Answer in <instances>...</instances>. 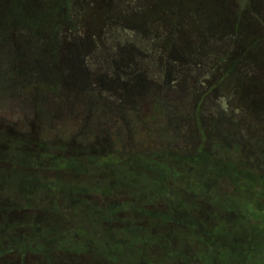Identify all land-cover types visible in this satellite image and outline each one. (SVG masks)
<instances>
[{"label": "rangeland", "instance_id": "obj_1", "mask_svg": "<svg viewBox=\"0 0 264 264\" xmlns=\"http://www.w3.org/2000/svg\"><path fill=\"white\" fill-rule=\"evenodd\" d=\"M95 2L90 0L86 4L90 6L94 3L92 6H95ZM93 21V16H85L82 19L85 25L76 31V36L82 39L85 34H90V41L82 43L91 48L88 53L91 59L99 55L100 49L112 51L133 36L130 29L116 26L107 28L101 22ZM160 28L163 25L159 24L150 35H158ZM106 29L109 30V40L105 38ZM16 34L13 32L12 35ZM143 35L137 33L136 37L142 39ZM3 44L0 38V51H4ZM2 54L4 57L7 52ZM45 57L54 59L57 54L47 52ZM116 58L109 57L108 61L111 62L99 69L100 72L92 60H85V69L102 78L113 79L111 75L117 77V74L111 64ZM1 59L0 68L4 71L6 65L3 67ZM11 64H7L11 71L10 77L19 83L8 94L0 95V150L12 165L9 168L0 167V264H257L253 260L255 252L253 256L250 252L257 250L256 244L262 240L264 233L258 228L257 221L244 219L237 212L239 207L235 206L250 202V193L256 189L257 184L253 183L255 188L250 192L249 187L242 182L246 166L233 160L236 153L229 156L225 149L218 152L202 151L209 164L200 163L197 166L207 164L209 167L198 168L197 173L195 166L189 165L200 154L198 145L202 139H209L207 127L201 125L197 135L201 132L202 139L198 137L193 141L189 136L195 128L182 122L180 126L183 133L167 138L164 135L169 130L163 127V122L154 120H160V117L155 114V118L148 119L153 107L152 99L130 108L129 104L119 102L122 98L121 89L100 91L99 94L96 90V93H85L78 90L75 82L70 96L72 99H81L82 114L77 112L70 120L65 118L69 114L62 113L58 105L63 94L57 93V75L51 83H47V76L38 78L22 75L18 71L20 64L15 63L14 67ZM146 67L149 73L145 74V80L150 84L161 82L160 75L153 73V65ZM206 70H203L206 73L201 80L209 78ZM8 72L4 71L3 80L0 78L2 91H6L5 85L9 86ZM82 74L76 77L78 84L82 83ZM185 74L178 78L185 77ZM119 80H123L122 77ZM174 84V80L164 83L165 94L173 95ZM211 85L212 82L207 83L205 90ZM179 89L184 90V87ZM182 95H178L181 100ZM236 97L226 90L220 94L215 92L201 102L200 111L205 112L210 120L220 115L231 121H239L238 136L244 134V137L251 139L254 136L252 132L263 123L239 111L240 104ZM171 101L173 99H168L169 103ZM255 107L252 105L250 110L257 109ZM237 139L244 141L242 137ZM88 152L94 159L81 164L80 159L85 155L81 156ZM104 152L123 154V157L120 162L106 163L104 157L101 158ZM33 154L41 155L43 159L39 158L40 162H45L38 165L39 171L32 166ZM51 155L62 159L67 156L75 158H71L68 166L57 172L51 168ZM45 157L50 158L48 162L44 160ZM142 159L148 164L143 165ZM169 168L172 172L168 174ZM164 173H167V182L163 180ZM147 174H150L151 179L147 178ZM55 177L63 180L58 181ZM170 181L169 191L165 188L164 192L159 193V196L165 194V198H174L172 205L177 212L170 215H164L162 210L167 211L168 206L165 208L161 199L156 205L159 214L153 213L151 216L150 213H141L145 209L141 208L140 203H135L131 208L124 203L119 206L111 203V200L116 199L124 202L126 188L131 190L127 198H132L129 195L133 194V200H136L141 194L156 191L159 182H166L168 186ZM204 184L209 185L208 189L204 188ZM81 187L97 191L81 195L86 202L82 201L83 208L79 213L78 207L70 208L67 205L73 197L71 191ZM118 188L123 189L121 196L116 192ZM257 191L262 189L258 188ZM44 196L50 206L47 210H43L40 205ZM14 203L15 207L19 206L18 210L4 209L7 204ZM75 203L79 205L78 201ZM23 204L37 205V208L21 209L20 205ZM70 210L73 211L69 214L75 215L71 219H82L83 223H78L76 219L70 223L64 216V212ZM181 213H188L190 216L186 217L187 220L195 223H185L188 231L178 223ZM130 217L133 224L128 222ZM202 217L206 221L199 232L205 231L209 236L203 234L205 239L199 241L200 245L195 250L197 253H193L185 249V245H193L192 240L200 238L195 231ZM131 225L136 229L133 233ZM82 233L84 237L81 240L79 237ZM47 240H51L50 243ZM203 240L204 245L201 243ZM83 250L85 254L80 256Z\"/></svg>", "mask_w": 264, "mask_h": 264}, {"label": "trees", "instance_id": "obj_2", "mask_svg": "<svg viewBox=\"0 0 264 264\" xmlns=\"http://www.w3.org/2000/svg\"><path fill=\"white\" fill-rule=\"evenodd\" d=\"M89 1L0 0V38L5 43L4 51L3 49L0 51V57L3 60V67L6 65L4 71H9L6 75L9 86L5 85L6 91H2L0 87V95L8 94L14 85H18L19 82L16 83L13 77H10L11 71L7 64L12 63L11 67H14L15 63H19L18 71L22 75L38 78L45 75L48 78L47 83H51L57 75V93L63 94L58 105L61 106V112L69 114L65 117L67 119L72 120L71 116L77 112L82 114L81 99H72L70 96L75 82L78 90L85 93L96 90L99 94L100 91L121 89L122 98L119 102L129 104L130 108L136 104L148 103V100L152 99L153 107L148 119L155 118L157 114L160 120H154L157 123L163 122V127L169 130V133L164 135L167 138L183 133L180 126L182 122L197 130L190 131L192 136L189 137L193 141L198 137L202 139L201 132L197 135L200 126L207 127L209 139H202L198 145L199 153L205 150L218 152L225 149L229 156L237 154L233 160L246 166L242 182L249 187L248 191H252L253 183L257 184L255 191L250 193V202L235 205L239 207L237 212H242L244 216H250L257 221L258 228L260 227L264 233V0H110V2L96 0L95 6H92L94 3L90 6L86 4ZM90 15L94 18L93 22H101L104 27L130 29L133 36L112 51L99 48V55L91 59L90 55L88 56L91 48L82 43L90 41V34H85L84 39L76 36L79 27L85 25L82 19ZM159 24L163 25V28H160L159 34L154 35L156 37L154 38L150 33H154ZM13 32L17 34L14 36ZM105 32V38L109 40V30L106 29ZM137 33L144 34L142 39L136 37ZM153 39L156 41H152ZM6 52L7 55L3 57L2 53ZM47 52L57 54V58L47 59L45 57ZM113 56H117L116 61L111 64L113 71H116L114 73L117 74V77L111 75L113 79L102 78L85 69L87 68L85 60H92L100 72L99 69H103L105 65L107 67L111 62L108 58ZM146 65L150 67L153 65L155 69L153 73L160 75L161 82L150 84L145 80V74L149 73ZM203 70L209 73V78L201 80L205 72ZM4 71L0 68L1 80L5 78ZM184 71L185 77L178 78L185 73ZM80 73H83L81 76L83 79L82 83L78 84L76 77H80ZM120 76L124 81L119 80ZM173 80L176 83L173 86V95L165 94L164 83H172ZM201 82L203 83L200 84ZM211 82L212 85L205 90L206 84ZM180 87H184V90H180ZM225 90L237 96L239 111L263 123L252 132L254 136L251 139L240 134L244 141H236L239 140L237 138H241L237 131L239 121H231L220 115L210 120L205 112L200 111L201 102L205 98L215 92L223 93ZM179 93L184 94L182 100L178 98ZM168 99L173 101L169 103ZM139 101L142 103H138ZM252 105L260 110H250ZM1 150L0 167H11L9 159L2 155ZM55 155L50 157L53 162L51 168L57 172L68 166L71 158H75L69 155L70 157L62 159ZM83 156L84 158L80 159L81 164L94 159L90 152L81 157ZM103 157L106 163L120 162L123 154L104 152L101 155V158ZM32 158L33 168L39 171L38 165L45 163L39 160L43 159L42 156L33 154ZM50 158L45 157L44 160L48 162ZM141 162L143 165L148 164L143 159ZM167 172L169 174L172 170L169 168ZM147 178L151 179L150 174H147ZM55 179L63 180L57 177ZM41 183L43 184L42 181ZM258 188L262 191H257ZM95 191L97 190L89 191L82 187L71 191L73 197L67 206L78 207L80 213L83 208L82 201L86 202L81 195ZM144 195H140V198L144 199ZM41 200L42 209L47 210L50 206L45 201V196ZM76 201L79 205L75 203ZM15 205L7 204L4 209H17L19 206ZM20 207L35 209L37 205L23 204ZM72 211L64 212L70 223L76 219L75 217L71 219L75 216L69 214ZM78 223H83V220L80 219ZM83 235L82 233L79 239L82 240ZM261 239L256 244L257 250L253 249L250 252L251 256L256 253L253 260L257 264H264V235ZM21 242L24 243V240ZM87 247H84L86 252ZM84 254V250L80 252V256Z\"/></svg>", "mask_w": 264, "mask_h": 264}, {"label": "flooded vegetation", "instance_id": "obj_3", "mask_svg": "<svg viewBox=\"0 0 264 264\" xmlns=\"http://www.w3.org/2000/svg\"><path fill=\"white\" fill-rule=\"evenodd\" d=\"M160 175H162V173H160ZM167 174H165L164 173V178H163V180L164 181H166L167 182V180H168V176H166ZM166 182H161L160 184L158 183V186H157V190L156 191H153L151 194H149L148 192H146L145 193V195H144V204H143V206L141 207V208H144L145 210L142 212L141 211V213H150V216L153 214V213H155V214H159V209H157V207H156V205L159 203L158 201H160V199H161V204H163V206H165V208H166V206H168L166 209H167V211L166 210H162L163 211V213H164V215L166 216V215H170V213H172V212H177L175 209L176 208H174L173 207V205H172V202L174 201V198H165L164 197V195H161V196H159V193L160 192H164L165 191V188H166V190L167 191H169V189L171 188V182L172 181H170V183L168 184V186H167V183ZM167 186V187H166ZM122 191L123 190H118L117 189V191L116 192H118L119 193V196H121L122 195ZM127 192V191H126ZM171 192V191H170ZM126 195L128 196V192L126 193ZM154 197V198H153ZM156 197V198H155ZM170 204V205H169ZM180 205H181V207H182V203H180ZM172 207V208H171ZM154 208H156L157 210L156 211H153V209ZM239 213V212H238ZM183 214H185V213H181L180 214V216H179V219H178V223H180V224H182V225H184L185 226V228H186V231H188L189 229L187 228V226L185 225V223H191V224H195L193 221H188L187 219L186 220H184L183 219V217H182V215ZM239 214H241V213H239ZM187 216H190L188 213H187V215H186V217ZM241 216L244 218V219H250V221H253V219L249 216H244L243 214H241ZM205 221H206V218L205 217H202L199 221H198V223L196 224L199 228H196V231H195V233H197V234H199V236H200V238L198 239V240H196V239H194V240H192L193 241V245L192 244H189V245H185V249H189V250H191L193 253L195 252V253H197L195 250H196V248H198L199 247V245H200V240L201 239H205L203 236H205V235H203V234H207V236H209L208 235V233H206L205 231H200L199 232V230H201V228H203V226H202V224L203 223H205ZM128 222L130 223V224H133V220H132V217H130V219L128 220ZM144 225H145V223H143ZM146 227V226H145ZM144 227V228H145ZM136 229L134 228V231H135ZM198 230V231H197ZM140 232L142 231V229L141 230H139ZM207 236H206V239H207ZM201 243L204 245V240L203 241H201ZM187 253V252H186ZM198 255V254H197ZM198 256H200V255H198Z\"/></svg>", "mask_w": 264, "mask_h": 264}, {"label": "crops", "instance_id": "obj_4", "mask_svg": "<svg viewBox=\"0 0 264 264\" xmlns=\"http://www.w3.org/2000/svg\"><path fill=\"white\" fill-rule=\"evenodd\" d=\"M206 160V156L204 155V154H202V153H200L199 155H197L195 158H194V160H192V164H189V165H194L195 166V171H196V173H197V169L198 168H204L205 169V167L206 166H208L207 164H209V163H207V160ZM200 163H207V164H201L199 167L197 166L198 164H200ZM222 168H223V166H222ZM225 169V168H224ZM208 184H204V188L205 189H208ZM120 190H123L122 188L120 189ZM129 189H127L126 188V191L129 193V192H131V190H129ZM142 195V194H141ZM129 196H131L132 198H127L126 197V200H124V202H123V200H119V199H116V200H111V203H112V205L114 206H119V205H121L122 203H124V205H126L128 208H131V206L133 207V205L135 204V203H140V205H142L143 206V204H144V199H142V198H138V199H136V200H133V194H131V195H129ZM139 197H140V195H139ZM186 215H187V213H185V214H183L182 215V217H183V219L184 220H186L187 218H186ZM188 217V216H187ZM131 231H132V233L133 232H135L134 231V228L132 227V225H131Z\"/></svg>", "mask_w": 264, "mask_h": 264}]
</instances>
